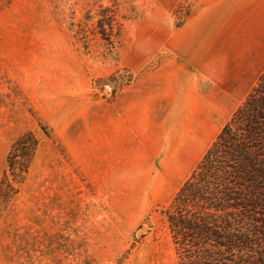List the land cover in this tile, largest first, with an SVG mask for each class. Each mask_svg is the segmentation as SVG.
<instances>
[{
	"label": "rangeland",
	"instance_id": "obj_1",
	"mask_svg": "<svg viewBox=\"0 0 264 264\" xmlns=\"http://www.w3.org/2000/svg\"><path fill=\"white\" fill-rule=\"evenodd\" d=\"M197 1L0 0V178L14 139L54 129L0 210V264H179L162 210L221 130L210 114L251 91L171 93L182 71L156 52Z\"/></svg>",
	"mask_w": 264,
	"mask_h": 264
},
{
	"label": "trees",
	"instance_id": "obj_2",
	"mask_svg": "<svg viewBox=\"0 0 264 264\" xmlns=\"http://www.w3.org/2000/svg\"><path fill=\"white\" fill-rule=\"evenodd\" d=\"M53 132L43 122L12 141L0 210L17 193L42 137ZM162 214L179 264H264V72Z\"/></svg>",
	"mask_w": 264,
	"mask_h": 264
},
{
	"label": "crops",
	"instance_id": "obj_3",
	"mask_svg": "<svg viewBox=\"0 0 264 264\" xmlns=\"http://www.w3.org/2000/svg\"><path fill=\"white\" fill-rule=\"evenodd\" d=\"M197 2L188 21L172 33L156 52V55H159L166 50L170 54V61H175L179 69L187 73L188 78L185 81L184 74L180 72L181 84L170 80L171 93L175 91L177 95L180 89L193 90L194 83L207 80L229 101L243 99L244 91H250L254 87L256 76L264 69V45L258 44L259 40L264 41V0ZM256 11L261 12L258 14ZM236 23L247 27L259 23L263 31L255 36L256 42L252 40L254 35L251 36V32H248V40L244 45L242 42L238 43ZM224 25H230V31L225 32L222 29ZM228 34L230 36H227ZM148 57L145 68L139 74L151 71L148 69L154 59L152 55ZM161 67L158 65L155 70ZM201 97L206 99L202 94ZM221 110L211 113L210 120L225 123L234 111L228 113L224 109Z\"/></svg>",
	"mask_w": 264,
	"mask_h": 264
},
{
	"label": "water",
	"instance_id": "obj_4",
	"mask_svg": "<svg viewBox=\"0 0 264 264\" xmlns=\"http://www.w3.org/2000/svg\"><path fill=\"white\" fill-rule=\"evenodd\" d=\"M144 229H146V228L144 227Z\"/></svg>",
	"mask_w": 264,
	"mask_h": 264
}]
</instances>
